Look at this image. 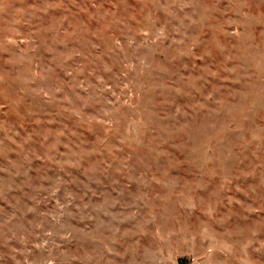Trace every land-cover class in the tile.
<instances>
[{
  "label": "rangeland",
  "instance_id": "1",
  "mask_svg": "<svg viewBox=\"0 0 264 264\" xmlns=\"http://www.w3.org/2000/svg\"><path fill=\"white\" fill-rule=\"evenodd\" d=\"M0 264H264V0H0Z\"/></svg>",
  "mask_w": 264,
  "mask_h": 264
}]
</instances>
